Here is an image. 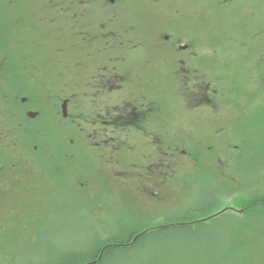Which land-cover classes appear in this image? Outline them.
I'll return each mask as SVG.
<instances>
[{
  "label": "flooded vegetation",
  "instance_id": "1",
  "mask_svg": "<svg viewBox=\"0 0 264 264\" xmlns=\"http://www.w3.org/2000/svg\"><path fill=\"white\" fill-rule=\"evenodd\" d=\"M88 6L77 3L52 7L58 13L54 17L62 19L64 14L58 27L60 33L67 34L64 39H52L50 11L46 19L38 18L42 28L36 42L31 45L17 38L12 52L0 54V78L7 80L0 84V209L22 208L23 204L43 202V198L65 202L74 198L90 201L91 214L98 215L115 201V187L122 185L132 188L145 205L150 201L160 204L159 189L165 183L178 181L180 156L195 160L192 146L196 141L197 148L206 155L211 148L208 143L219 136L218 129L203 123L209 117L193 115L197 110L212 114L217 100L222 99L217 97L205 68L196 63L206 58L196 51V44H180L175 34L170 35L166 29L155 38H140L144 42L135 40L129 33L136 31L137 22L119 33L111 26L117 11L109 9L106 17L94 21L88 17L92 11ZM78 17L85 20L77 22ZM22 20L14 19L15 28ZM152 27L144 28L149 31ZM262 28L251 34L248 42L243 34L240 36L248 45L246 57L252 54L249 42L257 47L263 41L258 55H253L258 78L253 76V69L243 70L248 72L250 84L255 81L264 85ZM192 41L195 37L189 38ZM117 48L122 52H116ZM68 70L77 75L76 80H67ZM258 88L264 100V88ZM181 119L193 133L189 152L181 148V132L172 126L180 124ZM197 123L204 124L202 132L196 130ZM220 130L223 132L222 127ZM204 143L206 150L200 145ZM221 149L222 153H218L227 160L218 164L216 186L208 187L209 195L218 188L233 191L247 180H222L231 167L225 140ZM215 153L209 154L210 159L203 156V161L217 164ZM258 154L259 151L254 157ZM259 165L264 167V160ZM239 168L240 172L253 169ZM256 201L254 204H260ZM157 204L155 214L163 219V211H159L162 207ZM249 204L254 205L253 201ZM224 210L195 213L194 209L187 215L167 211L168 219L157 222L152 218L144 220L152 216L149 212L135 217L133 224L128 223L118 233L109 234L120 235L135 228L134 239L143 237L146 241L148 234L157 236L185 224L205 221L210 226Z\"/></svg>",
  "mask_w": 264,
  "mask_h": 264
},
{
  "label": "rangeland",
  "instance_id": "2",
  "mask_svg": "<svg viewBox=\"0 0 264 264\" xmlns=\"http://www.w3.org/2000/svg\"><path fill=\"white\" fill-rule=\"evenodd\" d=\"M77 3L89 5L88 9L92 11L86 14L96 19L94 21L106 17L104 15L109 9L117 11L116 22L111 26H115L119 33L125 31L131 22H137L136 31L129 33L135 40L144 42L166 29L170 35L175 34L180 44H196L194 48L206 57L205 60L211 57L207 62L197 60L196 63L205 68L217 90V97L220 95L222 99L217 100L212 114L197 110L193 115L209 117L203 123L210 124L208 128L212 130L218 129L219 136L208 143L211 148L206 155L197 148L199 143L196 141L192 146L196 150L195 160L188 155L180 156L178 181L165 183L159 189L162 202L156 204L162 207L158 206L159 211H163V219L155 214L156 204L153 201L145 205L132 188L123 185L115 187V201L105 206V212L98 215L91 214L90 201H74V198L66 202L59 198H43L45 202L23 204L22 208L0 209V264H49L70 251L85 253L99 241H112L116 234L110 232L118 233L128 223L133 224L135 217L137 219L149 212L152 216L147 215L144 220L152 218V222H157L168 219L165 218L168 217L167 211L187 215L194 209L195 213H213L224 208L226 210L221 212L220 219L212 221L214 223L210 226L202 220L198 224L205 227L193 232L148 234L149 238L141 246L116 254L106 264H264V167L259 165L264 160V100L261 97L263 92L258 88H264V85L255 81L250 84L252 81L248 72L243 71L253 69V76L258 78L257 64H254L257 59L254 60L253 55H258L263 41L257 47L249 42L252 54L246 57L248 45L240 39L243 34L248 42L256 30L260 27L264 30V0H0V54L3 51L12 52L17 38L31 45L36 42L35 37L42 28L37 23L38 18L46 19L50 11L52 39H64L67 34L60 33L58 28L64 14L62 19L54 17L58 13L52 7ZM110 5L112 8H109ZM14 19L24 21L15 28ZM82 19L85 20L78 17L76 21ZM151 26L149 31H145L144 27ZM142 37L144 40L140 39ZM190 37H195V42H189ZM116 52H122V48H117ZM8 62L13 63L12 60ZM67 73H70L66 77L68 81L76 80L74 72L68 70ZM6 82V79L1 81L0 78V84ZM257 116L260 119H256ZM172 126L181 132V148L189 152L193 136L190 126H186L182 119L180 124ZM203 128L204 124H196L197 131L202 132ZM224 140L229 145L231 167L226 169L222 180H247L245 185L237 186L233 191L218 188L209 195L208 187L216 186L218 164L227 160L219 154L223 151ZM200 145L204 148L207 144ZM215 151L217 164L205 163L203 156L210 159L209 154ZM257 151L259 154L255 158ZM239 165L244 170L249 166L253 169L240 172ZM255 200L260 204H254ZM250 201L254 205L250 206ZM206 202H209L208 205Z\"/></svg>",
  "mask_w": 264,
  "mask_h": 264
},
{
  "label": "trees",
  "instance_id": "3",
  "mask_svg": "<svg viewBox=\"0 0 264 264\" xmlns=\"http://www.w3.org/2000/svg\"><path fill=\"white\" fill-rule=\"evenodd\" d=\"M198 226L199 224L197 225V223L194 225L185 224L171 228V232L180 231V233H189L205 227V225ZM134 229L135 228L124 230L122 234L115 235L110 242L107 240L105 242L99 241V243L85 253L75 251L64 253L56 257L55 260L49 262V264H106L112 261L116 254H122L127 250H135V248L142 245L143 237H136L134 239ZM123 242H130V244L120 245Z\"/></svg>",
  "mask_w": 264,
  "mask_h": 264
}]
</instances>
